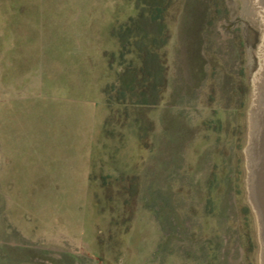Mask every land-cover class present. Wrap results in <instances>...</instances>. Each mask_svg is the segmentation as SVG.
Returning <instances> with one entry per match:
<instances>
[{"label":"rangeland","instance_id":"rangeland-1","mask_svg":"<svg viewBox=\"0 0 264 264\" xmlns=\"http://www.w3.org/2000/svg\"><path fill=\"white\" fill-rule=\"evenodd\" d=\"M262 36L252 0H0V264H262Z\"/></svg>","mask_w":264,"mask_h":264},{"label":"bare ground","instance_id":"bare-ground-1","mask_svg":"<svg viewBox=\"0 0 264 264\" xmlns=\"http://www.w3.org/2000/svg\"><path fill=\"white\" fill-rule=\"evenodd\" d=\"M260 24L263 26V36L258 49L259 66L254 77L253 106L251 108V137L248 161L251 166L250 182L256 183L258 194L256 209L259 214L262 264H264V0H252ZM260 195V196H259Z\"/></svg>","mask_w":264,"mask_h":264},{"label":"trees","instance_id":"trees-1","mask_svg":"<svg viewBox=\"0 0 264 264\" xmlns=\"http://www.w3.org/2000/svg\"><path fill=\"white\" fill-rule=\"evenodd\" d=\"M121 42H122V45H123L124 42L122 40H121ZM150 64H151V59H149L148 56H144L143 63H142V66L144 67V69H143V76L148 75V73L150 72V70H151Z\"/></svg>","mask_w":264,"mask_h":264}]
</instances>
